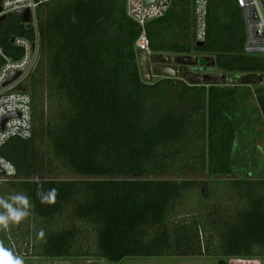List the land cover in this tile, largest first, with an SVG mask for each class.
I'll return each instance as SVG.
<instances>
[{
  "label": "trees",
  "instance_id": "obj_1",
  "mask_svg": "<svg viewBox=\"0 0 264 264\" xmlns=\"http://www.w3.org/2000/svg\"><path fill=\"white\" fill-rule=\"evenodd\" d=\"M37 1L40 57L24 86L32 135L2 148L18 179L0 183V264L202 253L264 264V179L242 168L260 149L241 130L254 113L228 112L245 94L237 85L144 81L135 48L144 30L150 53L201 51L221 70L264 79V55L245 52L236 0L209 1L201 47L192 0H170L143 27L127 0ZM12 36L32 32L8 14L0 46L11 55ZM254 95L255 125L264 126V83ZM183 175L211 181L164 178ZM224 175L241 177L213 179ZM216 194L227 200L207 209ZM179 214L188 218L171 220Z\"/></svg>",
  "mask_w": 264,
  "mask_h": 264
},
{
  "label": "built area",
  "instance_id": "obj_2",
  "mask_svg": "<svg viewBox=\"0 0 264 264\" xmlns=\"http://www.w3.org/2000/svg\"><path fill=\"white\" fill-rule=\"evenodd\" d=\"M210 0H192L194 16L193 42H204L207 35V6ZM170 0H157L154 5L145 6L142 0H127V14L142 27L146 20L161 16ZM241 11L244 28V49H264V0H236ZM37 0H1L0 16L15 14L16 11H29V26L32 36H12L10 42L15 54L5 52L0 46V183L18 179L16 166L2 154V148L12 138L26 140L31 138V98L24 86L35 70L40 57V33L36 19ZM135 48L149 51L145 31L142 30L135 42ZM17 77L6 84L8 78ZM257 76V74H255ZM8 117L4 122L6 116ZM245 263L248 260L239 259ZM246 264V263H245ZM256 264H260V260Z\"/></svg>",
  "mask_w": 264,
  "mask_h": 264
},
{
  "label": "rangeland",
  "instance_id": "obj_3",
  "mask_svg": "<svg viewBox=\"0 0 264 264\" xmlns=\"http://www.w3.org/2000/svg\"><path fill=\"white\" fill-rule=\"evenodd\" d=\"M262 13L264 15V9L262 10ZM9 25V24H7ZM192 36L194 34V27L193 30L191 32ZM191 56H197L199 59H203L200 61V67L202 68V71H208V72H213V73H217V74H224L225 78H226V82L225 84L227 86H233V85H243V84H247L250 87V91L249 93H247L244 89L243 91H240L242 93H244L245 95H253L252 101H254V106L258 108V104L256 101V97L254 95V91L256 88H258L259 86H261L264 83V79L262 78V82L259 81V79L257 78L256 75H252V76H244L242 77V74L238 73V72H228V71H224L221 70L219 68L216 67V65L212 64L213 58H214V54H207L201 51H193L190 54ZM191 68L193 67H189V69L191 70ZM195 68V67H194ZM192 71V70H191ZM195 73V70H194ZM161 76H153L151 79V82L157 80L158 78H160ZM141 78H145V74H143V76H141ZM191 80H193L194 82H192ZM189 82L192 84H200L202 82V79L200 78V76H196V78H191L189 79ZM225 85V86H226ZM239 92V93H240ZM243 103L242 105L245 106V109L240 110V109H236L235 107L232 106L233 109L228 110V112H232L233 114H235L236 116H238V114H241V112H253L254 116L252 118H249L250 116L247 117L249 119V122L245 123V129L247 132H249V136H257V134L254 131V125L256 124V118L257 116L255 115V111L252 109H248L249 105H250V98H248V100H245L246 102H244V100H242ZM237 112H239L237 114ZM246 118V116H245ZM250 121H252L253 123H251ZM243 126V125H242ZM241 126V127H242ZM257 145H260V149L257 150V158L255 159H251L250 158H246L245 160V165L242 166V168L245 171H252L251 167L255 168L253 169V173L249 174V178H253V179H259V178H263L264 179V143L262 142V140L257 139L256 140ZM248 143V144H247ZM250 144V142H246V144L243 145V149L244 151H249L250 149L247 147ZM240 153V152H239ZM242 154V153H240ZM249 154V152L247 153ZM241 161V160H240ZM241 177L240 175H224V176H220V177H215L213 178L214 180H230V179H234ZM81 178V176H59V178ZM83 177V176H82ZM158 177V176H156ZM164 178H171V179H195V180H207V181H211L209 180L210 178L206 177L205 175H199V176H189V175H183V176H164ZM203 188V187H201ZM204 190V188L202 189ZM215 192H217V189H214ZM203 194L205 195V191H203ZM212 200L214 201V203L212 204V202H210L207 205V209H209L210 207H212L214 204H220L223 201H226L227 199L223 200L222 197L220 195H212ZM218 202V203H217ZM212 204V205H211ZM188 215H181L179 214L178 216H176L175 218L172 217L171 220L172 221H176V220H181V219H186ZM203 236V234L201 235V237ZM204 240V238L202 239ZM242 259V260H248L247 262H245L246 264H256L259 260V258L257 257H250V258H235V257H230V258H224V257H216V256H210L207 255L206 253H202L199 256H152V257H127L117 263H110L107 262L101 258H97V257H76V258H70V259H66V258H46V257H33L30 255H22L21 256V264H217L219 260H223V262L226 260V264H245L242 262H239L238 260ZM261 264V261H260Z\"/></svg>",
  "mask_w": 264,
  "mask_h": 264
},
{
  "label": "water",
  "instance_id": "obj_4",
  "mask_svg": "<svg viewBox=\"0 0 264 264\" xmlns=\"http://www.w3.org/2000/svg\"><path fill=\"white\" fill-rule=\"evenodd\" d=\"M145 6L154 5L157 0H142ZM1 11V8H0ZM15 15L18 16L22 23H25L26 27L29 26L28 22L30 20L29 11L27 9H21L15 12ZM6 15L0 16V24L6 20ZM204 42H196L195 45L197 47L203 46ZM246 53L249 54H262L264 55V49L262 48H248L245 49ZM137 58L140 68L141 76L145 74V71L148 72L149 69L154 76H161L166 78H177L181 77L186 79V74H192L196 76H200L202 79V83L206 85H226V78L224 74H217L213 72L207 71H199L200 61L203 59H199L197 56L191 55H176V56H169V55H161V54H154V53H147L143 50L137 49ZM214 65V61H212ZM189 67H195V73L192 72ZM18 73L12 74L6 84L10 83L17 77ZM259 77L260 82H262V76L257 74ZM144 81H150L143 78ZM11 115L6 116L2 119L4 122L8 117ZM217 264H223V260H219Z\"/></svg>",
  "mask_w": 264,
  "mask_h": 264
},
{
  "label": "crops",
  "instance_id": "obj_5",
  "mask_svg": "<svg viewBox=\"0 0 264 264\" xmlns=\"http://www.w3.org/2000/svg\"><path fill=\"white\" fill-rule=\"evenodd\" d=\"M154 54H161V55H169V56H176V55H174V54H169V53H154ZM154 75H152V72L150 71V69H149V71L148 72H146L145 71V79L146 80H150L151 81V79H152V77H153ZM160 78H164V77H160ZM193 79V78H196V75H192V74H186V79H183V78H181V77H177V78H173V79H181V80H183V81H185L186 83H188V84H191L190 82H189V79ZM258 79H259V77H257ZM192 82H194L193 80H191ZM260 81V80H259ZM193 84V83H192ZM200 84H203L202 82L200 83ZM204 85H206V84H204ZM206 86H209V85H206ZM220 86V85H219ZM223 86H225V85H223ZM227 86V85H226ZM234 86V85H233ZM237 86H239L240 88V90H239V92L240 91H243V89L247 92V93H249V91L251 90L249 87V85H247V84H243V85H237ZM228 87H232V86H228ZM240 93H242V92H240ZM248 98H250V105L248 106V107H250L252 110H254L255 112H258L257 111V107H255L254 106V101H252V98H253V95H248V97H247V95H245V97H244V102H246L245 100H248ZM256 99V98H255ZM237 110L238 109H240V110H243V109H245V106L244 105H242V103L241 102H239V104H238V107H235ZM239 112H237V114H238ZM241 130L242 131H246V129H245V125H243L242 126V128H241ZM254 131L256 132V133H259V134H257V136H254V137H252V136H250V138H249V141L251 142V144L253 145V146H258V147H261L260 145H257V142H256V140L257 139H260V140H262V142L264 143V126H260V125H254ZM239 137L240 136H238V138H237V141L239 140Z\"/></svg>",
  "mask_w": 264,
  "mask_h": 264
},
{
  "label": "flooded vegetation",
  "instance_id": "obj_6",
  "mask_svg": "<svg viewBox=\"0 0 264 264\" xmlns=\"http://www.w3.org/2000/svg\"><path fill=\"white\" fill-rule=\"evenodd\" d=\"M201 67H199V71H201ZM191 70H192V72H194V70H195V68L193 67V68H191ZM208 72V71H207Z\"/></svg>",
  "mask_w": 264,
  "mask_h": 264
},
{
  "label": "clouds",
  "instance_id": "obj_7",
  "mask_svg": "<svg viewBox=\"0 0 264 264\" xmlns=\"http://www.w3.org/2000/svg\"><path fill=\"white\" fill-rule=\"evenodd\" d=\"M0 219H3V217H0Z\"/></svg>",
  "mask_w": 264,
  "mask_h": 264
}]
</instances>
